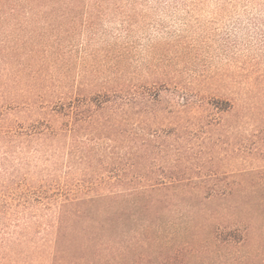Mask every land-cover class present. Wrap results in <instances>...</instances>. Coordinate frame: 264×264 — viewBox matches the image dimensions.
<instances>
[{
	"label": "trees",
	"instance_id": "1",
	"mask_svg": "<svg viewBox=\"0 0 264 264\" xmlns=\"http://www.w3.org/2000/svg\"><path fill=\"white\" fill-rule=\"evenodd\" d=\"M206 2L0 0V264H150L165 237L175 257L194 251L185 237L264 242L250 174H264L263 76L243 64L187 82L154 47L133 61L146 12Z\"/></svg>",
	"mask_w": 264,
	"mask_h": 264
},
{
	"label": "rangeland",
	"instance_id": "2",
	"mask_svg": "<svg viewBox=\"0 0 264 264\" xmlns=\"http://www.w3.org/2000/svg\"><path fill=\"white\" fill-rule=\"evenodd\" d=\"M204 1L207 2L191 13L146 12L147 16L130 40L134 50L137 48L133 61L139 65L149 62L152 54L148 51L154 47L156 51L151 53L157 64L162 57L174 67L183 68L187 82L191 81V76L204 70L238 75L237 67L246 64L243 68L252 71L247 72L248 75L254 78L263 76L259 86L262 88L264 0H254L253 3L236 0L229 9L221 11H217V0ZM249 158L250 167H256L259 163L256 157ZM259 172L261 174H250L264 177L262 171ZM185 238L191 243L193 252L172 256V252L164 248L168 245L166 243L171 245V237H165L151 242L153 249L144 252V261L150 264H175V259L176 264H264V242L251 249H242L221 246L206 239L202 242L195 237Z\"/></svg>",
	"mask_w": 264,
	"mask_h": 264
}]
</instances>
